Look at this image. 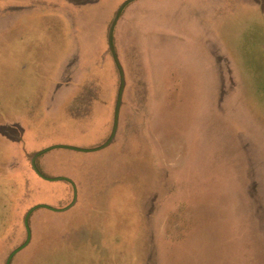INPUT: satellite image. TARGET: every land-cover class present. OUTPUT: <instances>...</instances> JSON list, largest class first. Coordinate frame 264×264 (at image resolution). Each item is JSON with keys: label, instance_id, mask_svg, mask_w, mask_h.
Masks as SVG:
<instances>
[{"label": "rangeland", "instance_id": "rangeland-1", "mask_svg": "<svg viewBox=\"0 0 264 264\" xmlns=\"http://www.w3.org/2000/svg\"><path fill=\"white\" fill-rule=\"evenodd\" d=\"M85 1L0 0V264L75 199L34 154L113 131L126 0ZM114 44L118 133L39 157L77 201L11 264H264V0H137Z\"/></svg>", "mask_w": 264, "mask_h": 264}, {"label": "water", "instance_id": "water-1", "mask_svg": "<svg viewBox=\"0 0 264 264\" xmlns=\"http://www.w3.org/2000/svg\"><path fill=\"white\" fill-rule=\"evenodd\" d=\"M137 1V0H126L118 9V11L116 12V15L110 25L109 28V34H108V45H109V49L114 57V60L117 64L119 73H120V87H119V91H118V96H117V101H116V107H115V114H114V126H113V131L111 136L109 137V139L103 143L102 145L95 147V148H79V147H74V146H69V145H54L52 147H49L47 149H44L43 151H40L38 153H35L34 156L32 157L31 163H32V167L34 169V171L44 180L47 181H66L71 183V185L74 188L75 191V199L74 202L69 205L68 207L64 208V209H57L54 208L52 206L49 205H45V204H40V205H36L33 208H31L26 217H25V226H26V230H27V239L26 241L19 246L17 249H15L10 256L7 259L6 264H11L13 258L19 253L21 252L23 249H25L31 240V228L29 225L30 222V218L32 216V214L40 208H46V209H50L53 211H66L68 209H70L75 202L77 201V189L76 186L74 184V182L68 178V177H49L47 175H45L44 173L41 172V170L39 169L38 165H37V160L39 159L40 156H42L44 153L50 151V150H54L57 148H64V149H69V150H74V151H78V152H84V153H89V152H96V151H100L103 150L105 148H107L109 145H111L118 133V129H119V124H120V113H121V109H122V105H123V96H124V92H125V88H126V78H125V72L123 69V66L121 64V61L117 55L116 49H115V44H114V31H115V27L121 17V14L123 12V10L127 7V5H129L130 3Z\"/></svg>", "mask_w": 264, "mask_h": 264}, {"label": "crops", "instance_id": "crops-1", "mask_svg": "<svg viewBox=\"0 0 264 264\" xmlns=\"http://www.w3.org/2000/svg\"><path fill=\"white\" fill-rule=\"evenodd\" d=\"M73 1V0H71ZM99 0H86L85 2H82L81 4H89V3H97ZM81 4H78V5H81ZM13 9V8H12Z\"/></svg>", "mask_w": 264, "mask_h": 264}]
</instances>
